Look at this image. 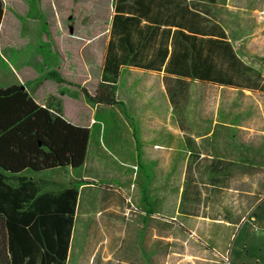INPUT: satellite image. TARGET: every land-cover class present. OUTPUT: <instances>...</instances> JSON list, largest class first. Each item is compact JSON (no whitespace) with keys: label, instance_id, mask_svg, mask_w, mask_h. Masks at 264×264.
I'll return each mask as SVG.
<instances>
[{"label":"rangeland","instance_id":"1","mask_svg":"<svg viewBox=\"0 0 264 264\" xmlns=\"http://www.w3.org/2000/svg\"><path fill=\"white\" fill-rule=\"evenodd\" d=\"M2 2L0 88L19 84L32 95L50 93L57 83L50 74L58 73L56 60L61 59L55 48L60 25L66 29L81 25L82 35H93V30L85 29L103 18L95 11L104 0ZM227 6H221L217 16L236 55L254 69L248 75L261 87L258 90L176 81L171 106L159 75L127 72L116 86L115 104L96 105L79 91L85 89L92 96L101 80L103 52L93 48L94 54L84 53L92 62L82 81L58 84L54 104L45 103L69 123L90 126V139L99 141V151L111 160L100 183L146 184L160 190L164 237L160 264H264V0H228ZM64 90L78 93L77 101H62V96L72 99ZM139 95L145 98L144 110L132 111L127 104ZM139 123H146L141 127L147 133L146 144L157 139L149 145L152 150L145 162L132 132ZM113 137L121 154L110 142ZM158 145L160 152L154 153ZM188 165L193 171L181 201ZM82 173L80 168L48 172L45 177L68 184ZM194 186L201 192L198 199ZM183 211L197 216H185ZM250 216L261 222V232L249 231L248 226L235 231ZM78 219L82 224L85 218ZM208 234H215V239Z\"/></svg>","mask_w":264,"mask_h":264},{"label":"crops","instance_id":"2","mask_svg":"<svg viewBox=\"0 0 264 264\" xmlns=\"http://www.w3.org/2000/svg\"><path fill=\"white\" fill-rule=\"evenodd\" d=\"M227 1L104 0V6L101 7L100 5L95 11L96 15H103V18L94 26L85 29L86 31L93 30V35H82L83 27L81 25L66 26L67 29L62 28V25H60L59 34L56 35L58 40H55V48L59 52L56 51L61 57L58 74L65 82L77 83L82 81L84 75L89 72V63L92 62L90 59L84 58V53L93 48L102 49L100 62V74H102L104 56L110 41L113 40V51L116 57L122 60L116 86L123 74L127 72L130 75L140 73L159 75L171 106L173 105L174 83L176 81L191 80L198 84L234 88L165 72L172 49L177 47L178 32L193 36L195 35V24H200V26L206 24L208 27L216 25L219 30L224 32L225 40L232 47L227 38L226 29L217 16V11L221 6L228 7ZM115 15L128 20L123 19L120 26L117 23V29H113L115 31V36H113L112 24ZM198 37L201 36L198 35ZM118 41H121V44ZM165 48L167 54L162 61V55L160 56L159 52H162ZM233 52L235 53L234 49ZM92 54H94L93 50ZM236 57L239 59L237 55ZM160 64V69L155 70ZM146 65H152L153 68L146 69L144 68ZM36 76L40 79V75L37 74ZM164 79L167 80V84H164ZM47 80H44V82ZM57 87L58 83H55V88L50 93L43 95H32L27 89L25 90L37 104L48 107L45 103L49 101L51 106L54 104ZM235 89L253 91L246 88ZM139 92L142 95V91ZM63 98L69 101H77V98L68 99L67 96H62V101ZM145 103L144 97L137 96L129 101L127 105H130L132 111L141 112L144 110ZM81 127L90 130L88 125ZM136 127L137 125L132 131L136 137L134 138L136 140L135 144H137L135 146H138L140 159L142 158L145 162L148 151L152 150L149 145L153 140L156 144L157 139L154 138L152 141H148L149 144H146L147 133L145 128H141L146 127V123H139ZM110 142L113 145L116 144L118 149L116 152L121 154V149L117 145L115 137L111 138ZM98 145L99 141L89 138L86 158L84 164L80 167L83 169V173L80 176L73 177L68 184L60 180L47 178L45 174L56 171L66 172V170L72 172L80 168L65 167L43 172L23 171L17 175L2 172L6 178L5 182L12 188H18L23 182L32 183L33 186L31 187L36 189L37 192L34 198L26 204L29 209L33 200L39 196L45 194L57 196L67 188H76L77 200L65 264H157V260L160 264L162 262L160 247L161 241L164 239L160 226L163 208L160 190H155L152 186L147 187L146 184H133L130 187V184L100 183L99 181H103L105 174L109 171L111 160L102 155ZM157 152H160L159 145L156 146L154 153ZM145 173H147V168L144 165L143 176ZM21 179L23 180L21 181ZM88 181L91 183L87 184ZM128 202H130V206L127 205ZM53 207L54 205H49L47 212H52ZM78 218H85L82 220V224L78 223ZM2 221L0 219V224ZM260 224L261 222H257L255 216H250L239 222L235 231L248 226L249 231L253 230L258 233L262 229ZM222 227L226 230V226ZM4 233H6L5 229ZM214 235L208 234L206 237L215 239ZM221 238V236H218L217 239ZM6 255L5 235V246L4 248L0 246V257Z\"/></svg>","mask_w":264,"mask_h":264},{"label":"trees","instance_id":"3","mask_svg":"<svg viewBox=\"0 0 264 264\" xmlns=\"http://www.w3.org/2000/svg\"><path fill=\"white\" fill-rule=\"evenodd\" d=\"M3 8L0 0V23ZM123 19L127 18L119 15L113 17V36V29H117V23L120 26ZM194 33L192 36L178 32L177 47L172 49L165 67L166 73L172 72L178 76H189L202 82L234 88H261L258 84L253 85L254 79L248 75L254 69L236 57L225 40L224 32L216 25L208 27L206 24H195ZM118 43L121 44V41ZM113 46L111 40L104 56L101 80L94 95L91 96L85 89L79 90L89 103L107 106L115 104L114 93L122 60L116 57ZM166 54V48L159 52L162 61ZM59 63L56 60L57 67ZM161 64L155 70H159ZM144 68L153 67L146 65ZM50 77L58 84L65 82L57 72L51 73ZM244 82L248 85H244ZM164 84H167L165 79ZM20 87L13 84L0 88V219L3 220L0 224V246L4 248L6 235L7 251L6 256L0 257V264H65L77 200L76 188H67L57 196H39L33 200L29 209L26 204L37 192L31 187L32 183L23 182L18 188H12L6 184L2 172L17 175L23 171L80 168L86 158L90 130L69 123L55 109L40 106ZM64 93L73 99L78 98V93L68 90H64ZM187 142L190 144L193 141L187 138ZM192 171L188 165L181 201L190 185L189 176ZM193 190L195 198H200L198 186H194ZM49 205H54V209L48 213ZM181 213L197 216L190 211Z\"/></svg>","mask_w":264,"mask_h":264},{"label":"water","instance_id":"4","mask_svg":"<svg viewBox=\"0 0 264 264\" xmlns=\"http://www.w3.org/2000/svg\"><path fill=\"white\" fill-rule=\"evenodd\" d=\"M20 88H21L22 90H24V87L21 86Z\"/></svg>","mask_w":264,"mask_h":264}]
</instances>
